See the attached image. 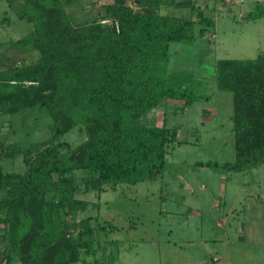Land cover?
Wrapping results in <instances>:
<instances>
[{"label": "trees", "instance_id": "trees-1", "mask_svg": "<svg viewBox=\"0 0 264 264\" xmlns=\"http://www.w3.org/2000/svg\"><path fill=\"white\" fill-rule=\"evenodd\" d=\"M126 1L116 0L97 18L81 23H74L68 10L81 0L22 2L19 16L34 29L12 45H32L40 57L34 65L0 72V112L16 113L38 103L49 110L53 124L50 139L24 151V172L0 166V236L7 241L6 264H116L113 255L110 263L96 256L101 247L91 217L65 218L90 205L76 197V171L95 174L90 186L98 191L161 174L179 128L148 126L138 119L168 99L188 106L202 98L169 67L171 44L195 42V20L159 13L161 5L174 4L194 12L195 3L130 0L152 7L137 11ZM15 2L10 0L12 6ZM197 15L204 26L215 25L203 10ZM252 16L261 18L264 9ZM215 74L219 89L234 97L237 157L223 168L241 172L264 164V56L218 60ZM80 126L87 134L83 143L72 147L61 141ZM197 166L219 168L212 161ZM87 256L94 260L86 261Z\"/></svg>", "mask_w": 264, "mask_h": 264}, {"label": "rangeland", "instance_id": "rangeland-1", "mask_svg": "<svg viewBox=\"0 0 264 264\" xmlns=\"http://www.w3.org/2000/svg\"><path fill=\"white\" fill-rule=\"evenodd\" d=\"M15 1L12 6L10 0H0V72L34 65L40 57L32 45H12L34 29L31 21L19 16L23 0ZM115 1L81 0L68 10L74 23H81L97 18ZM186 1L194 2L196 11L174 4L161 5L159 13L195 20V42L171 44L169 67L202 98L188 106L168 99L138 119L148 126L179 128L178 140L168 146L165 169L145 182L100 191L90 186L95 174L78 170L76 197L90 205L65 218H92L101 247L96 256L109 263L113 255L116 264H264V164L241 172L223 168L237 157L234 97L219 89L215 74L218 60L264 56V16H252L259 7L264 9V0H174ZM126 4L137 11L152 10L130 0ZM198 10L215 25L201 24ZM31 84L27 83L33 90ZM52 124L51 113L38 103L16 113L0 112V166L7 172H24V151L50 139ZM86 139L80 126L61 141L76 147ZM208 161L219 168L197 166ZM7 251V241L0 236V264H6Z\"/></svg>", "mask_w": 264, "mask_h": 264}]
</instances>
